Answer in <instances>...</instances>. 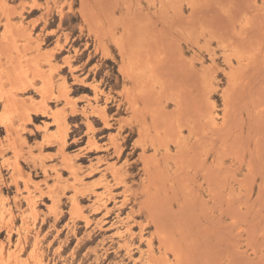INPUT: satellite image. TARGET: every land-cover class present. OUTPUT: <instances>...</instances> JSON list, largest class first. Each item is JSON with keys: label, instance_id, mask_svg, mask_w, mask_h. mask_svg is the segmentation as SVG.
I'll return each instance as SVG.
<instances>
[{"label": "rangeland", "instance_id": "374dc122", "mask_svg": "<svg viewBox=\"0 0 264 264\" xmlns=\"http://www.w3.org/2000/svg\"><path fill=\"white\" fill-rule=\"evenodd\" d=\"M0 58L11 264H264V0H0Z\"/></svg>", "mask_w": 264, "mask_h": 264}, {"label": "bare ground", "instance_id": "6f19581e", "mask_svg": "<svg viewBox=\"0 0 264 264\" xmlns=\"http://www.w3.org/2000/svg\"><path fill=\"white\" fill-rule=\"evenodd\" d=\"M10 26H11V25H10ZM9 28H10V27H9ZM12 29H13V28H12ZM8 32H9V29H8ZM13 32H14V31H13ZM10 33H11V31H10ZM13 34H14V33H13ZM8 36H9V35H8ZM6 38H7V37H6ZM6 38H5V39H6ZM10 56H11V55H10ZM7 57H9V55H8ZM11 58H12V56H11ZM0 59H1V58H0ZM20 62H21V60L19 61V64H20ZM8 65H9V64H8ZM8 65H7V67H8ZM21 65H22V64H21ZM1 67H3V66H1ZM4 67H6V66H4ZM7 67H6V68H7ZM14 67H16V66H14ZM19 67H20V66H19ZM19 67H18V68H19ZM8 68H9V67H8ZM8 68H7V69H8ZM28 69H29V68H28ZM132 69H133V68H132ZM8 70H9V69H8ZM8 70H7V71H8ZM1 71H2V70H1ZM26 71H27V70H26ZM4 72H5V71H4ZM3 74H5V73H3ZM7 74H8V73H7ZM7 74H6V75H7ZM10 75H11V74H10ZM19 76H20V75H19ZM10 77H11V76H10ZM6 78H7V77H6ZM12 78H13V77H12ZM26 78H27V77H26ZM23 79H24V78H23ZM0 80H1V79H0ZM7 80H8V79H7ZM9 80H11V79H9ZM12 80H13V79H12ZM14 80H15V79H14ZM10 82H11V81H10ZM17 82H18V81H17ZM50 82H51V81H50ZM47 83H48V82H47ZM14 84H15V82H14ZM11 85H12V84H11ZM15 85H16V84H15ZM49 85H50V84H48V87H49ZM54 86H55V85H54ZM51 87H52V86H50L49 88L51 89ZM52 88H53V87H52ZM54 88H55V87H54ZM47 89H48V88H47ZM11 91H12V90H11ZM9 92H10V91H9ZM12 93H13V92H12ZM10 94H11V93H9V96H10ZM11 95H12V94H11ZM14 95H15V94H14ZM12 96H13V95H12ZM15 96H16V95H15ZM10 97H11V96H10ZM10 97H9V99L7 98L8 101L10 100ZM11 98H12V97H11ZM13 98H14V97H13ZM13 98H12V99H13ZM202 98H203V97H202ZM204 98H206V97H204ZM17 99H18V97H17ZM18 100H19V99H18ZM204 100H205V99H204ZM10 101L12 102V100H10ZM19 101H20V100H19ZM14 102H15V101H13L12 103L14 104ZM20 102H21V101H20ZM20 102H19V103H20ZM7 103H8V102H7ZM15 103H16V102H15ZM203 103H204V102H203ZM206 103H207V101H205V104H206ZM16 104H17V103H16ZM11 105H12V104H11ZM206 105H208V104H206ZM206 105H205V106H206ZM13 106H15V104H14ZM13 106L11 107V108H12V111L14 110V109H13ZM18 106H20V105H18ZM205 106H204V107H205ZM105 107H106V106H105ZM15 108L18 109L17 105H16ZM208 108L210 109V107H208ZM209 109H208V110H209ZM215 109H216V108H215ZM105 110H106V109H105ZM12 111H11V112H12ZM16 111H17V110H16ZM18 111H20V110H18ZM101 112L104 113V111H101ZM55 115H57V114H55ZM227 115H228V114H227ZM227 115H226V116H227ZM53 116H54V114H53ZM61 117H62V116H61ZM53 118H54V117H53ZM55 118H56V117H55ZM58 118H60V117H58ZM62 118H63V117H62ZM214 118H216V117L214 116ZM60 119H61V118H60ZM54 120H55V119H54ZM63 120H64V118H63ZM59 123H60V121H59ZM66 124H67V123H66ZM61 125H62V124H61ZM6 127H7V125H6ZM66 127H67V125H66ZM7 129H8V128H7ZM60 132H62V131H60ZM59 135H60V134H59ZM62 136H63V135H62ZM113 168H114V167H113ZM113 168H112L111 171H113ZM70 169H72V167H70ZM118 169H119V168H118ZM118 169H117V170H118ZM72 171H73V170H72ZM118 171H119V170H118ZM118 171H117V172H118ZM115 176H116V175H115ZM103 180H105V179H103ZM105 184H106V183H105ZM88 194H89V193H88ZM1 197H2V196H1ZM2 198H3V197H2ZM0 199H1V198H0ZM2 200H5V199H2ZM54 200H55V199H54ZM53 202H54V201H53ZM1 203H2V202H1ZM3 204H4V203H3ZM4 206H5V205H4ZM11 206H12V205H11ZM11 206H10V207H11ZM7 207H8V206H7ZM2 208H3V207H2ZM5 208H6V207H5ZM11 208H12V207H11ZM8 209H9V208H8ZM2 210H3V209H2ZM9 212H10V211H9ZM11 214H13V213H11ZM22 246H23V245H22ZM19 250H20V249H19ZM151 250H152V249H151ZM20 251H21V250H20ZM15 252H16V251H15ZM151 253H152V252H151ZM18 255H19V254H18ZM145 257H146V256H145ZM159 257H160V256H159ZM148 259H149V258H148ZM152 259H153V258H152ZM8 260H9V259H8ZM8 260H6V258H4V256H3V247H2V245H1V246H0V264H11L12 262L10 263V260H9V262H8ZM26 261H27V260H26ZM144 261H145V260H144ZM20 262H21V261H20ZM35 262H36V261H35ZM39 263H41V262H39ZM42 263H43V262H42ZM42 263H41V264H42ZM143 263H144V262H143ZM145 263H146V261H145ZM155 263H156V262H155ZM24 264H25V263H24ZM28 264H29V263H28ZM146 264H147V263H146Z\"/></svg>", "mask_w": 264, "mask_h": 264}]
</instances>
